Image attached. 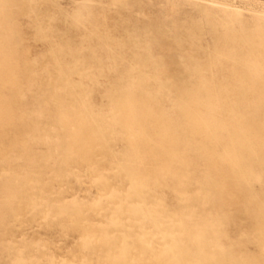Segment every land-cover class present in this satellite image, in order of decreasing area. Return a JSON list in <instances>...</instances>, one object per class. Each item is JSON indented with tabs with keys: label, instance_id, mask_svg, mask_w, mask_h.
I'll return each instance as SVG.
<instances>
[{
	"label": "rangeland",
	"instance_id": "rangeland-1",
	"mask_svg": "<svg viewBox=\"0 0 264 264\" xmlns=\"http://www.w3.org/2000/svg\"><path fill=\"white\" fill-rule=\"evenodd\" d=\"M197 66L201 136L178 106ZM207 195L264 264V0H0V264H155Z\"/></svg>",
	"mask_w": 264,
	"mask_h": 264
},
{
	"label": "bare ground",
	"instance_id": "bare-ground-1",
	"mask_svg": "<svg viewBox=\"0 0 264 264\" xmlns=\"http://www.w3.org/2000/svg\"><path fill=\"white\" fill-rule=\"evenodd\" d=\"M189 75L194 78V85L190 88L186 86L184 97L178 106L193 115L196 121L194 126L196 134L199 136L201 134L206 135L209 124L215 118L214 106L206 96L201 95V87L203 86L201 83L203 82L201 80V66H197ZM132 90L134 89L132 88ZM132 90L128 89L124 99L121 101V105H124L127 109L126 114L130 124H134L132 117L139 111L141 112L146 105L144 99L140 95H135ZM176 146H174V149ZM176 150L175 153L177 152ZM178 158V154H175L172 159L175 161ZM215 166L216 163L208 167L209 175H207V179L216 183L218 181L214 180L217 178ZM180 178L185 183L188 180L184 172L181 173ZM202 200V203L200 202L197 205L189 206L188 204L187 210L171 216L174 222L173 227H178L179 229L178 236L169 238L170 240L163 245L161 252L153 256L155 264H243L242 257L239 254L218 241L217 237L222 232L220 226H222L225 219L221 218V212L217 209L216 211L212 209L211 203H213L214 197L207 195ZM251 208L256 211L257 218H262L264 214H261L260 210H256L255 205H251ZM131 211L139 213L138 222L145 216L141 209L133 208ZM153 224L159 232L168 233L167 229L165 230L162 225L163 218H154ZM261 235L264 236V227H261ZM262 236V244H264V237ZM141 237H139L138 242L143 245L144 241Z\"/></svg>",
	"mask_w": 264,
	"mask_h": 264
}]
</instances>
